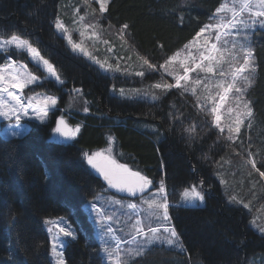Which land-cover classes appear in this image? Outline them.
<instances>
[{
  "label": "trees",
  "instance_id": "obj_1",
  "mask_svg": "<svg viewBox=\"0 0 264 264\" xmlns=\"http://www.w3.org/2000/svg\"><path fill=\"white\" fill-rule=\"evenodd\" d=\"M223 1L113 0L100 18L97 4L85 0L87 8L80 11L86 13L88 24L97 20L116 31L128 24L125 37L130 45L159 69L210 22ZM65 2L0 0V38L15 33L28 39L67 82L64 90L47 81L31 86L36 93L58 97V110L50 113L46 124L30 122L28 132L10 142H3L0 135V264H51L44 221L63 217L76 231V239H68L64 249L66 263L102 264L84 206L108 188L83 160V153L107 147H113L119 163L140 170L156 183L165 178L171 203L177 204L180 191L190 185L202 189L205 197L201 206L170 208L181 247L153 245L131 264H247L264 256L260 230L264 228V179L247 163L251 152L264 171V29L256 27L250 35L256 70L248 74L251 85L243 84V100L251 102L254 116L251 127L245 120L233 143L212 126L213 117L196 106L195 96L181 88L159 89L154 101L113 95L112 87L124 85L150 90L160 74L173 82L163 69H149L145 63H124L119 72L109 73L73 54L54 28ZM100 33L103 41L112 42L107 33ZM7 56L34 70L26 53L0 54V65ZM138 71L145 75H135ZM73 88L81 92L71 109L68 89ZM61 110L70 126L80 127L67 143L50 141ZM233 196L240 203L231 200Z\"/></svg>",
  "mask_w": 264,
  "mask_h": 264
},
{
  "label": "snow or ice",
  "instance_id": "obj_2",
  "mask_svg": "<svg viewBox=\"0 0 264 264\" xmlns=\"http://www.w3.org/2000/svg\"><path fill=\"white\" fill-rule=\"evenodd\" d=\"M113 0H95L99 5L98 12L100 18H104V14L109 11L110 4ZM95 9L93 12L95 13ZM230 12V18L221 15L222 13ZM247 13V16L244 14ZM80 20L83 21L84 17L81 16ZM210 20L214 23L205 24L196 32L193 40L189 41L183 46L182 50H178L172 55L168 56L163 64L159 65V69H163L167 75H170L175 80V83H155L151 85L155 89H180L184 87L182 81L187 83L190 79V74L193 72H200L206 74L219 75L220 77L230 76V80L221 79L215 82V87L221 89L218 95V100L212 98L213 106L210 109L204 108L203 104L199 103L197 98V107L205 112H211L213 120L212 126L219 130V133L227 141H235L241 134V126L245 120L249 121L251 127V118L254 116V110L251 102L243 100V93L245 89L237 84L238 79L249 81L251 85V77L249 75H242L244 73L256 70L255 55L253 49L248 45L250 39L248 30L255 31L256 26L264 28V0H232V6L227 7L223 2L215 9ZM95 25H90L94 27ZM55 28L58 32L64 34L68 45L72 51L77 54H82L85 58L91 60L94 64H98L101 70L107 71L104 63H101L96 57L88 52L83 43L73 41L71 34L63 22L57 18L55 21ZM129 28L128 24H123L118 30L119 35L123 38L126 35V30ZM207 33V35H205ZM214 33V35H213ZM81 37L84 32H80ZM204 37L199 56H193L190 47L194 45L196 38ZM227 37H232L231 41ZM242 37V39H237ZM105 44L107 40L103 41ZM231 43V48L227 45ZM10 48H14L18 53H27L28 59L34 65V70H30L26 63L21 61H9L5 66L0 67V120L9 122L4 125L5 138L3 142H10L12 138H20L29 130V126L22 123V118L38 121L40 124H46L50 113L58 110V98L54 95H45L43 93H36L31 89L33 85H42L45 81L54 83L58 90H64L66 80L62 77L61 72L49 61L44 58L41 52L35 47L28 39L21 37L18 34H11L9 37L0 39V51L8 52ZM189 50L188 54L181 59V52ZM112 51L111 48L108 49ZM229 53L226 58L224 53ZM219 53V55H217ZM242 59V63L239 61ZM149 69H156V66L144 60ZM228 64L230 71H226L222 64ZM179 64L183 69V74H177L169 70V65ZM109 67H111L109 65ZM156 69V70H159ZM119 70V67L116 69ZM44 73L41 76L39 73ZM135 75L143 77L145 73L138 71ZM196 84L201 83L200 78L194 81ZM211 85L205 84L208 88ZM25 89H30L33 94H26ZM122 99H132V97L123 96V89L119 90ZM134 92L139 90L134 89ZM185 91L187 88L185 87ZM70 97L81 92L80 89H68ZM236 93V111L237 116L232 124L227 127V135L224 136L225 127L221 124V108L224 102L228 99L229 93ZM193 94L195 90L193 89ZM153 100L157 97L153 96ZM241 103L243 111H240ZM84 111L87 112L88 108L85 107ZM229 112L233 109L229 108ZM14 119V124L11 123ZM80 127L77 126L73 130H69L64 116H60L56 120V126L53 129L54 133H58L65 140L73 139L79 133ZM51 142H59L55 136L50 137ZM112 138L109 137V144ZM249 147L251 145L249 144ZM113 147L107 148L105 151L84 152L83 160L106 183L108 189L115 190L120 193V198L112 197V201L120 207L128 210L129 231L127 233L128 239H120L113 235L114 229L108 223L114 217L108 215L107 209H102L94 201H90L84 206L85 211H89V218L92 219L96 237L100 243V251L103 253L101 256L102 264H131L133 257H140L146 254V251L151 245L157 242L166 241L168 245L175 244L181 247L180 238L172 223L170 215V208L172 207H197L195 201L203 202L205 197L202 194V189L197 191L196 186L191 187L192 195L188 196V189L183 190V201L179 204L170 203L166 189V180L161 178L159 186L156 182L144 175L140 170H133L124 163H118L113 157ZM247 163L251 165L253 171L259 172V176L264 179V171H260L257 167V162L253 159V154L248 153ZM223 183V181H221ZM133 198V199H128ZM231 200L240 203L236 197H231ZM147 203L148 208L151 210L147 218H140L137 211L138 202ZM249 208V204L243 205ZM93 213L96 215L93 217ZM155 218L159 223L153 226L151 220ZM14 220V217H13ZM64 218H60L58 224H63ZM50 221H45V224ZM255 223V221H253ZM264 232V228L260 229ZM51 233L52 229H48ZM58 232L63 234V237H70L76 239V234L70 225H63L58 227ZM111 239L114 243H109ZM52 249L57 254V264H64L62 259V250L67 247L68 241L51 237ZM128 245V247H124ZM181 251L183 249L181 248Z\"/></svg>",
  "mask_w": 264,
  "mask_h": 264
},
{
  "label": "rangeland",
  "instance_id": "obj_3",
  "mask_svg": "<svg viewBox=\"0 0 264 264\" xmlns=\"http://www.w3.org/2000/svg\"><path fill=\"white\" fill-rule=\"evenodd\" d=\"M66 2L60 7L59 10V19L63 22V24L67 27L69 33L71 34V37L73 39V41L77 42V43H83V47L90 52L94 57H96L101 63H104L105 68L108 69L107 71L101 70L98 64H94L91 60L87 59L89 61V63L95 65L97 68H99L101 71L103 72H119L120 70H116L117 67L124 65V63H134V65H143L144 64V59L137 53V51L135 50V48H133L129 41L126 39V37L124 36L123 38H121V36L119 35V32L116 31L113 27L109 25L107 26H102L97 20H95L96 22H91L90 24H88V21L86 20V13H82L80 11V7H86V2L85 0H78L79 4L77 5L76 3H74V0H65ZM88 2L93 1L95 3V0H87ZM223 3L227 6V7H231L232 6V0H224ZM97 4V3H96ZM98 9H99V5L97 4ZM88 11V10H87ZM89 12V11H88ZM221 15L225 16L226 18H230L231 13L230 12H226V13H222ZM245 16H247V13L244 14ZM83 16L84 20L81 21L80 17ZM215 21L210 20L209 23H214ZM208 24V23H207ZM90 25H95L94 27H90ZM256 27H259V25H257ZM55 28V25H54ZM103 30L104 33H107V37L112 41V42H108L107 45L104 44L103 39H102V34L100 33V30ZM264 29V28H263ZM56 33H58V35H61L63 37V39L65 40L68 48L70 49V51L73 54H76L78 56L84 57L82 54H77L74 53L71 49V47L68 45L66 39L64 38V34L62 32H58L55 28ZM253 30L249 29V37L251 35ZM80 32H84V36L81 37ZM106 35V34H105ZM205 35H207V33H205ZM214 35V33H213ZM0 39H4V38H0ZM204 37H199L196 38V41L194 43V45H192L190 47V51L191 54L193 56L198 57L199 56V51L202 50L201 45L203 42ZM227 39L229 41H231L232 37H227ZM237 39H242V37H237ZM193 40V39H192ZM248 45H249V41H248ZM228 48H231V43H229L227 45ZM111 48L112 51L109 52L108 49ZM183 47L180 49L182 50ZM10 50H14L16 51L14 48H10ZM189 50H184L181 52V59H183L187 54H188ZM1 55H6L7 52H3L0 51ZM27 55V53H26ZM217 55H219V53H217ZM224 56L227 58L229 56V53L225 52ZM28 57V56H27ZM85 58V57H84ZM16 61L13 58L7 56L6 60L4 61V63L2 65H0V67L5 66L9 61ZM19 61V60H18ZM30 61V60H29ZM22 62V61H21ZM240 63H242V59L239 61ZM24 63V62H23ZM109 65L111 67H109ZM221 67H223L226 71H230L229 65L228 64H222ZM169 70L173 71L174 73L177 74H183V69L180 67L179 64H174V65H169L168 66ZM164 72V71H163ZM164 74V73H163ZM249 73H244L242 75H248ZM163 75L160 74V78L159 80L156 81V83H168V81H166L163 77ZM170 76V75H168ZM196 78H200L201 79V83L200 84H196L194 81ZM221 79H225V80H230L231 77H220L219 75H213V74H206V73H200V72H193L190 74V79L187 83L182 81V85H184V87H182L181 89H183V91L185 93H188L191 96H195V98L197 99L199 97V103L203 104L205 108L210 109L213 104H212V98H215L218 100V95L217 93H219L221 91V89L215 87V82L219 81ZM170 81L172 80V84L175 83V80L173 79L172 76H170ZM209 83L211 86L206 88L205 84ZM246 83V80L244 79H238L237 80V84L241 87H243V84ZM151 87V85L149 86ZM185 87L187 88V91H185ZM115 87L111 88L112 94L115 95L116 97H121V93H120V89H123V96L125 97H137V96H142L145 98H149L150 101H154L153 100V96H156L154 93H156L159 89H155L152 88L150 90H146L145 87H130V86H120L117 87V90H114ZM139 90V92H134L133 90ZM193 89L195 90V94H193ZM25 91V90H24ZM26 94H33L30 92L25 91ZM43 93L45 95H51L45 92H40ZM239 95L236 93H229V97L228 99L224 102L223 107L221 108V124L225 127V129L229 126V124H232L237 116V111H236V100H235V96ZM55 96V95H54ZM57 97V96H56ZM78 95L77 94H73L72 97H70V95L68 96V103H70V108L74 109L77 105L78 99H77ZM58 98V97H57ZM198 102V100H197ZM232 108L233 111L229 112L228 109ZM240 111H243V105L241 103L240 106ZM61 113H63V111H59L58 116H56L55 119V123L53 126V129L56 126V120L60 117V116H64ZM210 114V116H212L211 112H208ZM67 126L69 128V130H73L75 127H72L69 125V123L67 122L66 117L64 116ZM30 122H37L35 120H29L28 118H22V123L26 124L29 126ZM9 122L7 121H2L0 120V135L2 137L5 138V131H4V125L8 124ZM11 123L14 124V119L13 121H11ZM52 129V136H55L56 139L59 141L58 143H67L70 142L72 139L69 140H65L64 137H61L58 133H54ZM109 148V147H107ZM107 148L99 149V150H95V151H105ZM93 151V152H95ZM91 153V152H89ZM113 155V153H112ZM113 157L115 158V156L113 155ZM116 159V158H115ZM117 160V159H116ZM118 162V160H117ZM119 163V162H118ZM161 179L157 180L156 186H159V181ZM193 185H190V187H188L187 189L188 191V196L191 197L192 192H191V187ZM197 191H200L197 187H196ZM183 190L182 189L179 193L178 196V200H177V204L181 203L183 201ZM112 197L115 198H120V196H117L115 194L110 193L107 189L104 190L103 193H99L97 195H95V197L91 200L94 201L98 204V206L102 209H107L108 210V215L114 217L111 221H108V223L113 227L114 232L113 235H115L117 238L120 239H128V231H129V224L131 223V221L128 220L127 215H125L124 213H126L128 210L120 207L119 205L115 204L112 201ZM128 199H133V198H128ZM205 200V199H204ZM170 203H171V199H169ZM90 202V201H89ZM88 202V203H89ZM138 202V209L137 211L140 214V218L145 219V222H147V218L149 216V213L151 212V210L148 208L147 203H140ZM87 203V204H88ZM195 203L198 206H201L204 204L203 202L200 201H195ZM86 205V204H85ZM88 214V218H89V211H86ZM93 217L96 215L95 213L92 214ZM260 216V215H259ZM63 224H58V222L60 221V218L58 219H49L47 218V221H50V223L44 224L46 226V230L49 236V241H50V247H49V252H48V258L51 264H57V254L56 251H53L52 249V240L51 237H57L59 239H64L67 240L71 239L70 237H63L62 233L58 232V227L59 226H63V225H70L71 228L74 230L75 234L76 231L74 229V227L72 226V224L69 222V220L65 217H63ZM90 222L92 224L93 227V236L94 239L97 241V243L99 244V252L100 255L102 256L103 253L100 251V243L96 237V233L94 232V228L98 227L97 225H94L92 219H90ZM153 226H156L159 221H157L154 217L151 220ZM51 228L52 231L51 233H49L48 229ZM109 243H114L111 239H109ZM159 245V244H165L168 245L166 243V241H161V242H157L154 243L153 245ZM151 245V246H153ZM175 245V244H173ZM150 246V247H151ZM176 246V245H175ZM124 247H128V245H124ZM65 249V248H64ZM64 249L62 250V259L64 261V264L66 263L65 257H64ZM134 258V257H133ZM132 258V259H133ZM247 264H264V256L262 257H257V258H253L251 260H249L247 262Z\"/></svg>",
  "mask_w": 264,
  "mask_h": 264
},
{
  "label": "water",
  "instance_id": "obj_4",
  "mask_svg": "<svg viewBox=\"0 0 264 264\" xmlns=\"http://www.w3.org/2000/svg\"><path fill=\"white\" fill-rule=\"evenodd\" d=\"M91 169V168H90ZM92 170V169H91ZM93 171V170H92ZM94 172V171H93ZM94 174L95 175H97L98 177H99V174L98 173H95L94 172ZM100 178V177H99ZM101 180H102V182L106 185V183L103 181V179L102 178H100ZM107 186V185H106ZM111 191H113L115 194H117L118 196H121V194L120 193H117V192H115V190H112V189H110Z\"/></svg>",
  "mask_w": 264,
  "mask_h": 264
}]
</instances>
